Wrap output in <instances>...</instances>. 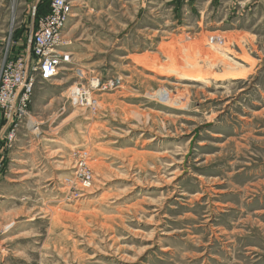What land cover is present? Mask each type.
I'll return each instance as SVG.
<instances>
[{
  "label": "rangeland",
  "instance_id": "obj_1",
  "mask_svg": "<svg viewBox=\"0 0 264 264\" xmlns=\"http://www.w3.org/2000/svg\"><path fill=\"white\" fill-rule=\"evenodd\" d=\"M72 4L71 63L0 108V264H264V0ZM48 8L0 0V69Z\"/></svg>",
  "mask_w": 264,
  "mask_h": 264
},
{
  "label": "built area",
  "instance_id": "obj_2",
  "mask_svg": "<svg viewBox=\"0 0 264 264\" xmlns=\"http://www.w3.org/2000/svg\"><path fill=\"white\" fill-rule=\"evenodd\" d=\"M73 1L49 0V10L38 18L31 37V55L9 57L1 65L0 108L4 109L14 128L29 115L35 82L54 80L72 61V54L66 49L68 41L65 39L64 30L72 14ZM108 85L100 82L98 78H92L89 88H77L72 95L79 105L92 107L96 103L94 90H106ZM80 155L76 165L79 168L67 180L74 185L80 183L83 189H87L93 180L90 170L87 169L90 166V155L87 151ZM79 176L82 178L78 181Z\"/></svg>",
  "mask_w": 264,
  "mask_h": 264
},
{
  "label": "bare ground",
  "instance_id": "obj_3",
  "mask_svg": "<svg viewBox=\"0 0 264 264\" xmlns=\"http://www.w3.org/2000/svg\"><path fill=\"white\" fill-rule=\"evenodd\" d=\"M219 55V54H218ZM216 58V57H215ZM65 69V68H64ZM185 76H187L186 78L191 79V80H196L197 82H205L207 83V76L202 75V74H186Z\"/></svg>",
  "mask_w": 264,
  "mask_h": 264
},
{
  "label": "trees",
  "instance_id": "obj_4",
  "mask_svg": "<svg viewBox=\"0 0 264 264\" xmlns=\"http://www.w3.org/2000/svg\"><path fill=\"white\" fill-rule=\"evenodd\" d=\"M42 6H43V4H42ZM48 10H49V8H48ZM47 12H48V11H47ZM47 12H45V13L42 12L40 15L42 16V15L46 14ZM39 17H40V16H39Z\"/></svg>",
  "mask_w": 264,
  "mask_h": 264
}]
</instances>
